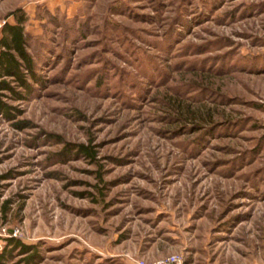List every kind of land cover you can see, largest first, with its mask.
Wrapping results in <instances>:
<instances>
[{
	"label": "rangeland",
	"instance_id": "1",
	"mask_svg": "<svg viewBox=\"0 0 264 264\" xmlns=\"http://www.w3.org/2000/svg\"><path fill=\"white\" fill-rule=\"evenodd\" d=\"M17 8L42 83L0 115L7 264H264V0Z\"/></svg>",
	"mask_w": 264,
	"mask_h": 264
},
{
	"label": "trees",
	"instance_id": "2",
	"mask_svg": "<svg viewBox=\"0 0 264 264\" xmlns=\"http://www.w3.org/2000/svg\"><path fill=\"white\" fill-rule=\"evenodd\" d=\"M9 16L13 17V22L5 21L0 27V115L13 119L16 108L8 100L27 98L33 90L32 82L41 84L42 78L37 71L29 33L25 30L28 17L20 8L11 11ZM21 123L24 124L22 121ZM72 147L76 153L94 158L90 147L84 144ZM71 152L72 148H66L64 153L68 156ZM5 204H0V210L4 211ZM5 240L6 245L0 250V264H7L11 260L14 249L18 248L25 254L32 248L16 237H7ZM26 256L28 257L24 260L29 263L32 254Z\"/></svg>",
	"mask_w": 264,
	"mask_h": 264
},
{
	"label": "built area",
	"instance_id": "3",
	"mask_svg": "<svg viewBox=\"0 0 264 264\" xmlns=\"http://www.w3.org/2000/svg\"><path fill=\"white\" fill-rule=\"evenodd\" d=\"M166 261L168 264H181V258L178 255H172Z\"/></svg>",
	"mask_w": 264,
	"mask_h": 264
}]
</instances>
